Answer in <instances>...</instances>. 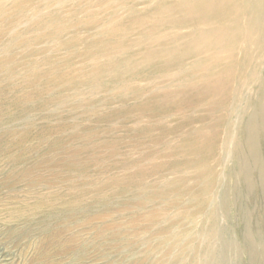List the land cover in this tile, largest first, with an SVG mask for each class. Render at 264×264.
I'll use <instances>...</instances> for the list:
<instances>
[{"label": "rangeland", "instance_id": "rangeland-1", "mask_svg": "<svg viewBox=\"0 0 264 264\" xmlns=\"http://www.w3.org/2000/svg\"><path fill=\"white\" fill-rule=\"evenodd\" d=\"M7 1L0 3V264H193L201 249L173 248L172 256L166 236L155 231L162 221L182 216L191 194H203L188 164L195 143L210 147L216 137L213 155L221 152L223 160V153L233 152L219 123L225 111L214 107L207 123V109L179 97L186 82L141 80L140 94L119 98L108 77L89 69L90 33L60 26L65 39L80 35L77 47L39 37L42 16L54 10L70 14L68 5L48 8L24 0L22 13ZM92 10L84 6L75 13L82 17ZM98 45L97 51L103 48ZM227 48L224 56L238 57L232 45ZM111 55L108 60H120ZM131 61L126 56L120 63ZM81 74L86 83L76 86L72 80ZM254 106L264 134V94ZM194 131L201 135L190 137ZM260 153L264 162V144ZM218 172L220 184L210 195L225 212L218 215L225 253L214 255L215 237L198 264H250L246 242L250 254L264 253V171L260 178L257 165L243 171L227 160ZM201 225L197 220L195 226ZM177 255L180 262L171 263Z\"/></svg>", "mask_w": 264, "mask_h": 264}, {"label": "bare ground", "instance_id": "bare-ground-1", "mask_svg": "<svg viewBox=\"0 0 264 264\" xmlns=\"http://www.w3.org/2000/svg\"><path fill=\"white\" fill-rule=\"evenodd\" d=\"M8 1L18 11L26 12L20 10L24 0ZM77 1L40 0L41 5L45 7L65 4L71 11L70 14L65 15L60 10H54L47 16H42L37 22L38 28L43 26L42 29L45 30L39 36L42 41L43 38H47L57 41L59 45L65 41L64 45L75 43L74 46L77 47L80 35L70 36L75 39H65L64 34L59 32L61 25H77L82 31L90 33L93 38L89 52L84 49L93 54L88 65L89 69L98 72L101 78L108 77L107 82L111 84L114 94L119 98L140 94L143 88L139 86L141 80L155 83V80H158V83L175 81L172 85L186 82L178 92L181 93L179 97H184L183 100L186 99L191 103L195 101L199 107L207 109L209 112L206 122L213 121L212 117L216 112L213 110L214 107L225 111L226 114L223 116L225 119L219 123L223 124L221 127H225L226 142L234 144L233 152L223 153V160H221V152L220 157L213 155L216 150V137H213L210 147L203 143H195L193 146L195 154L189 153L191 155L188 157V164L193 166L197 174L196 179L202 183L203 194L196 198L191 194L190 203H186L187 207L182 216L180 218L177 216L172 222L162 221L160 230L155 231L166 236V243L170 242L168 254L172 255L173 248H184V251L188 248L201 249L198 255L202 253V256L194 258L193 264H198L206 257L205 253L210 249L207 241L215 237L219 247H215L217 250L213 249L214 255L217 256L218 252L225 253L222 241L219 240L224 238L226 232L221 230L218 216L220 209L223 211V217L225 212L218 203L215 205L211 202L213 195H210L219 186L222 178L218 172L219 167L223 168L227 160H231L234 164L236 161L238 168L243 171L257 165L260 178L264 171L263 157L260 153L264 144V134L260 129L261 126H257L255 121L257 117L260 119L261 112L257 113V106H254L260 94H264V0ZM84 6L94 10L87 11L82 17L77 16L75 11ZM37 12H41V9L38 8ZM24 42H27L26 39ZM97 43H102L103 47L98 51ZM226 45L227 47L232 45L235 51L238 50V57L224 56L229 49ZM229 52L231 53V50ZM111 54L120 60L115 63L110 58L109 61ZM126 56L132 57L133 61L120 63ZM173 69H176L177 73L172 74ZM125 71H130L132 75L126 78L122 75ZM45 76L48 78V75ZM78 78L72 80L77 84L76 86L85 85L86 81L82 79V74ZM157 98L153 96L154 101ZM232 118L233 123L227 124L226 119ZM194 135L198 137L201 132L194 131L190 137ZM184 137L187 142L189 133ZM223 148L221 147L219 151L223 152ZM187 153L182 152L180 157L186 158ZM179 199L180 197L174 199L177 201L176 208L182 204L178 203ZM197 220L202 222L200 228L195 226ZM173 227L174 230L170 231L169 228ZM243 239L245 240V236ZM246 243L245 252L249 256L250 264H253V261L264 264V253L258 250L255 253L258 256L254 253L250 254L251 249L248 242ZM194 252L196 253L195 250ZM170 260L171 263L180 262L178 255Z\"/></svg>", "mask_w": 264, "mask_h": 264}]
</instances>
